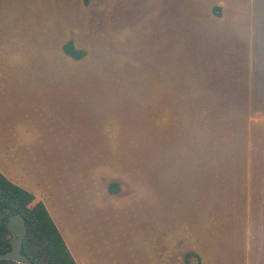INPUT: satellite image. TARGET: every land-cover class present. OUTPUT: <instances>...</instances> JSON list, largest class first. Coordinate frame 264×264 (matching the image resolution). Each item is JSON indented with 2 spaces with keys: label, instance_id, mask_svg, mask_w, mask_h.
<instances>
[{
  "label": "rangeland",
  "instance_id": "374dc122",
  "mask_svg": "<svg viewBox=\"0 0 264 264\" xmlns=\"http://www.w3.org/2000/svg\"><path fill=\"white\" fill-rule=\"evenodd\" d=\"M0 167L78 264H264V0H0Z\"/></svg>",
  "mask_w": 264,
  "mask_h": 264
},
{
  "label": "trees",
  "instance_id": "16d2710c",
  "mask_svg": "<svg viewBox=\"0 0 264 264\" xmlns=\"http://www.w3.org/2000/svg\"><path fill=\"white\" fill-rule=\"evenodd\" d=\"M88 2L89 0H85ZM67 54L82 58L84 51L69 42L65 45ZM24 216L28 228L23 241L22 253L34 264H77L58 226L43 201H36L35 195L8 179L0 171V252L11 249L6 223L11 214ZM0 264H20L0 259Z\"/></svg>",
  "mask_w": 264,
  "mask_h": 264
},
{
  "label": "water",
  "instance_id": "95a60500",
  "mask_svg": "<svg viewBox=\"0 0 264 264\" xmlns=\"http://www.w3.org/2000/svg\"><path fill=\"white\" fill-rule=\"evenodd\" d=\"M6 226L11 233V238L9 239L11 249L4 253L0 252V259L12 260L20 264H34L28 256L21 252L23 241L28 232L24 216L20 213L11 214Z\"/></svg>",
  "mask_w": 264,
  "mask_h": 264
},
{
  "label": "crops",
  "instance_id": "0c3cea01",
  "mask_svg": "<svg viewBox=\"0 0 264 264\" xmlns=\"http://www.w3.org/2000/svg\"><path fill=\"white\" fill-rule=\"evenodd\" d=\"M23 126V125H22ZM22 126H19V127H22ZM29 125H27L25 128L27 129V127H28ZM33 127H38V130H39V125H35V126H33ZM25 128H24V130H25ZM18 130V128L16 127L15 129H14V131H17ZM19 138L18 139H21V137H20V135H17ZM3 140H5V139H3ZM20 142V141H19ZM0 171L5 175V171L6 170H4V168L3 167H0ZM35 200L36 201H40V200H38V197L35 195ZM41 201H43V200H41ZM47 207V206H46ZM48 209V208H47ZM52 216V215H51ZM53 218V217H52ZM54 220V219H53ZM57 225V224H56ZM60 230V229H59ZM61 232V231H60ZM67 244V243H66ZM68 246V245H67ZM71 251V250H70ZM72 253V252H71ZM73 255V254H72ZM74 257V256H73ZM75 259V258H74ZM76 260V259H75ZM77 262V261H76ZM78 264V263H77Z\"/></svg>",
  "mask_w": 264,
  "mask_h": 264
}]
</instances>
